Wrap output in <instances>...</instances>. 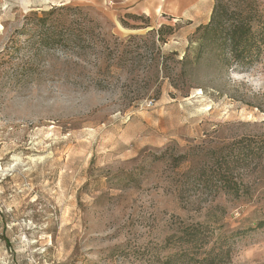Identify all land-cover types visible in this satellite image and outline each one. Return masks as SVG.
<instances>
[{"label":"rangeland","instance_id":"obj_1","mask_svg":"<svg viewBox=\"0 0 264 264\" xmlns=\"http://www.w3.org/2000/svg\"><path fill=\"white\" fill-rule=\"evenodd\" d=\"M144 2L0 0V264H167L190 224L229 249L221 264H264V228L234 234L264 220V167L241 173L245 201L191 184L213 148L264 137V54L215 68L188 51L213 0ZM59 6L93 20L95 46L39 55L16 35Z\"/></svg>","mask_w":264,"mask_h":264},{"label":"trees","instance_id":"obj_2","mask_svg":"<svg viewBox=\"0 0 264 264\" xmlns=\"http://www.w3.org/2000/svg\"><path fill=\"white\" fill-rule=\"evenodd\" d=\"M132 17L138 19V16ZM87 22L92 26L87 27ZM95 27L97 25L81 8L59 6L26 15L16 35L24 36V42L29 43L39 55L58 50L66 54V51L95 46ZM165 29L171 34V27L161 26L156 31L157 42L164 41L162 32ZM21 46L12 41L10 54L17 53ZM192 46H195L196 58L211 54L215 68L226 72L248 69L264 54V10L260 8L258 0H213L208 21L196 27L188 51ZM187 61L188 56L184 55L182 66ZM209 154V161L204 164L207 168L201 166L191 184L211 194H223L240 201L249 199L252 195L251 187L248 182H244L241 173L249 167H264V137L256 140L243 138L215 147ZM184 161L185 157L180 158L177 166ZM263 228L264 220L254 228L237 230L234 234L246 236ZM211 239L209 227L200 224L183 225L177 230L176 236H170L165 242L167 247L175 249L166 263L221 264L228 257L229 249H224L222 244L217 246L213 243L210 246Z\"/></svg>","mask_w":264,"mask_h":264},{"label":"crops","instance_id":"obj_3","mask_svg":"<svg viewBox=\"0 0 264 264\" xmlns=\"http://www.w3.org/2000/svg\"><path fill=\"white\" fill-rule=\"evenodd\" d=\"M124 1H130L132 2L131 6L133 7H137L138 8V11H141L142 13H144V9H146V6H145V2L144 0H124ZM135 1V2H134ZM130 5V4H129ZM136 8V9H137Z\"/></svg>","mask_w":264,"mask_h":264},{"label":"bare ground","instance_id":"obj_4","mask_svg":"<svg viewBox=\"0 0 264 264\" xmlns=\"http://www.w3.org/2000/svg\"><path fill=\"white\" fill-rule=\"evenodd\" d=\"M175 12V10H173Z\"/></svg>","mask_w":264,"mask_h":264}]
</instances>
